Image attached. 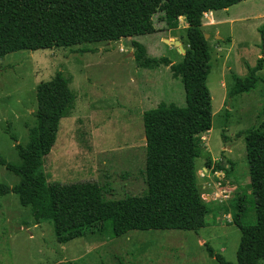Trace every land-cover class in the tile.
<instances>
[{"label":"rangeland","instance_id":"374dc122","mask_svg":"<svg viewBox=\"0 0 264 264\" xmlns=\"http://www.w3.org/2000/svg\"><path fill=\"white\" fill-rule=\"evenodd\" d=\"M183 20L171 30L158 15L153 35L21 51L1 59L0 156L9 164L21 163L16 145H26L29 129L38 123V87L62 72L71 82L72 97L43 166L49 182H96L106 201L142 196L147 191L143 114L161 103L184 108L186 94L168 67L139 69L131 43L147 46L152 58L179 64L185 54L165 40H181L188 48ZM203 32L211 53L208 87L213 125L200 139L196 166L202 198L210 210L207 227L199 232L134 231L114 238L109 226L62 245L52 223L35 226L31 210L10 194L0 196V264H219L208 255L209 248L228 262H237L241 232L232 216L239 197L246 200L245 224H256L246 142L240 134L264 126V67L258 73V87L233 98L230 93L235 77L246 79L264 59V0L208 13ZM84 49L89 52L80 53ZM19 181L0 166L1 184L14 187Z\"/></svg>","mask_w":264,"mask_h":264},{"label":"trees","instance_id":"16d2710c","mask_svg":"<svg viewBox=\"0 0 264 264\" xmlns=\"http://www.w3.org/2000/svg\"><path fill=\"white\" fill-rule=\"evenodd\" d=\"M245 1L249 0H0V60L21 51L153 35L158 15L171 30L178 29L179 19L185 18L188 47L184 60L174 64L168 58L150 57L140 42L131 43L139 69L168 67L173 78L182 81L186 94L184 108L161 103L143 114L147 191L142 196L106 201L103 188L96 182H49L43 166L57 142L72 97L71 82L62 72L38 87V123L29 129L27 144L16 145L21 163L9 164L0 156V166L20 179L14 187L0 183V196L17 195L20 204L31 210L33 224L52 223L62 245L101 233L109 226L114 238L134 231L199 232L206 228L210 210L202 198L196 166L201 157L200 139L213 125V99L208 87L211 53L203 20L208 13ZM263 67L264 59H260L246 79L235 77L231 98L258 87V73ZM240 136L246 142L256 224H245L246 200L239 197L232 216L241 232L237 262H228L209 248L208 255L219 264H260L264 260V126ZM207 167L211 168L210 161Z\"/></svg>","mask_w":264,"mask_h":264},{"label":"water","instance_id":"95a60500","mask_svg":"<svg viewBox=\"0 0 264 264\" xmlns=\"http://www.w3.org/2000/svg\"><path fill=\"white\" fill-rule=\"evenodd\" d=\"M206 38H208V36ZM165 41L167 44L178 47L182 54H186V50L184 49L181 40L170 39V40H165ZM131 55H133V54H131Z\"/></svg>","mask_w":264,"mask_h":264},{"label":"crops","instance_id":"0c3cea01","mask_svg":"<svg viewBox=\"0 0 264 264\" xmlns=\"http://www.w3.org/2000/svg\"><path fill=\"white\" fill-rule=\"evenodd\" d=\"M225 11H228V10H225ZM212 14V13H211ZM181 19H184L183 21H184V25H186V29H187V24H186V21H185V18H181ZM177 40V39H176ZM182 42V45H183V47H184V49H185V44H184V42L183 41H181ZM144 45V44H143ZM147 47V46H146ZM204 240L203 239H201L200 240V243H199V245H201V247H202V242H203Z\"/></svg>","mask_w":264,"mask_h":264}]
</instances>
